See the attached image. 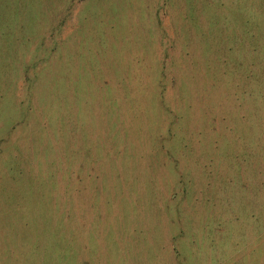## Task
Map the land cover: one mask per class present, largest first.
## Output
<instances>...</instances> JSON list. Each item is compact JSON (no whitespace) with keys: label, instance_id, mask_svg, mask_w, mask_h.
<instances>
[{"label":"rangeland","instance_id":"374dc122","mask_svg":"<svg viewBox=\"0 0 264 264\" xmlns=\"http://www.w3.org/2000/svg\"><path fill=\"white\" fill-rule=\"evenodd\" d=\"M0 264H264V0H0Z\"/></svg>","mask_w":264,"mask_h":264}]
</instances>
